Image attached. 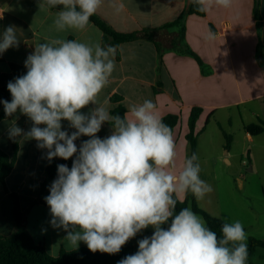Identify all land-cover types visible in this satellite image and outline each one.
Returning <instances> with one entry per match:
<instances>
[{
	"label": "clouds",
	"instance_id": "1",
	"mask_svg": "<svg viewBox=\"0 0 264 264\" xmlns=\"http://www.w3.org/2000/svg\"><path fill=\"white\" fill-rule=\"evenodd\" d=\"M195 2L201 12L232 7V0ZM101 5L102 0H42L39 8L62 6L52 28L66 32L85 30ZM18 44L15 26H8L0 39V54ZM116 55L117 46L99 41L40 43L25 60L26 74L8 83L11 101H0L7 116L19 111L33 124L24 133L13 122L10 138L24 135L36 140L38 148L47 149L49 161L75 156L70 169L57 166V178L44 198L51 226L67 233L70 246L83 241L91 252L107 254L119 253L151 226L153 234L139 240L138 251L118 264H247V234L240 221L222 223L218 235L191 207L175 212L176 193L190 191L199 200L212 187L200 178L196 153L185 159L179 175L170 171L176 143L156 104L146 99L130 106L123 117L98 105L116 68ZM90 104L97 106L83 113ZM62 121L75 131L62 130ZM105 123L113 131L101 139L97 133ZM81 136L89 139L77 147Z\"/></svg>",
	"mask_w": 264,
	"mask_h": 264
},
{
	"label": "crops",
	"instance_id": "2",
	"mask_svg": "<svg viewBox=\"0 0 264 264\" xmlns=\"http://www.w3.org/2000/svg\"><path fill=\"white\" fill-rule=\"evenodd\" d=\"M188 1L102 0L95 14L116 32L130 34L143 29H159L172 23L188 10ZM40 2L0 0V39L8 26H15L19 40L18 46L0 54V101H11L7 85L26 74L25 60L34 52L36 45L53 39H76L86 43L99 41L104 44L102 31L92 22L83 31H55L52 24L59 9L48 6L41 9ZM120 4L124 7L117 11L116 6ZM255 6L256 0H232L231 8L214 6L205 12L204 17H186V43L202 60L203 68L192 56L179 55L173 50L165 51L160 62L156 46L149 40L117 46L116 68L108 85L99 94L97 103L111 113L117 106L111 98L119 95L128 112L130 106L150 99L156 104L161 118L177 115L179 121L173 130L175 166L170 169L175 175H179L187 158L189 119L194 108L202 109L195 128L200 166L206 162L208 172L216 174L217 163L225 161L232 164L235 159L245 164L246 156L252 159L255 171L254 159L259 157L256 150L264 148L260 144L256 147V140H262L264 133L252 136L244 130L245 125L264 122V0H259L260 19L255 17ZM96 106L90 104L81 111L89 114ZM0 116H3L0 120V150L12 155L13 142L18 144L17 160L6 183L10 192L19 195L27 232L37 245L44 247L52 256H58L61 250L88 248L83 241L76 248L70 246L65 239L67 233L50 224V209L44 198L49 195L50 185L57 176L42 193L48 165L47 149L38 148L37 141L27 136H9L13 122L27 133L33 126L32 121L19 111L7 116L3 103H0ZM234 118L238 119L244 132L241 149L240 139L234 133L229 134L227 129ZM62 130L69 134L75 131L68 121H62ZM112 131V126L105 123L97 136L103 139ZM219 134L222 141L217 140ZM83 141V136L78 138L75 141L77 147ZM209 145L210 150L205 151ZM205 157L209 160L206 161ZM74 159L75 156L70 158V162H65L57 157L56 161L70 169ZM240 188L244 189L242 184ZM175 195L180 201L186 199V193ZM197 202L208 212L201 199ZM248 208L250 214L255 212L252 207ZM153 231L150 226L127 243L132 244L137 252L138 241ZM15 233L14 203L0 186V235L10 237ZM258 254L259 251L256 256Z\"/></svg>",
	"mask_w": 264,
	"mask_h": 264
},
{
	"label": "trees",
	"instance_id": "3",
	"mask_svg": "<svg viewBox=\"0 0 264 264\" xmlns=\"http://www.w3.org/2000/svg\"><path fill=\"white\" fill-rule=\"evenodd\" d=\"M50 8L61 10L62 6ZM197 8L198 5L195 0H193L188 10L183 12V14L172 23H169L159 29H143L130 34L116 32L107 22L102 20L96 14L90 18V22L102 31L104 35V46H118L123 43H130L138 40H149L156 46L160 62L165 51L173 50L179 55L192 56L203 68L204 64L202 60L186 43V17L189 15H197L201 17L205 16V12L198 11ZM258 10L259 0H256V19H260ZM122 100L123 98L119 95H115L111 98V101L114 104H117L111 112L112 115H121L123 117L126 113V109L122 105ZM201 113V108H194L190 115V131L187 135V158H190L193 153L197 154L198 135L195 132V128L196 122ZM2 118L3 116H0V120H2ZM162 120L172 129L173 132L175 126L178 124L179 117L177 115H166L162 118ZM244 130L252 136H258L264 133V122L245 125ZM83 139L85 141L89 139V137L83 136ZM227 147H229V144ZM13 148L14 152L12 155H8L4 151L0 150V186L13 200L14 216L16 221V233L13 236L6 237L0 235V264H118V261L122 260L126 256L136 253L134 246L126 243L117 254H107L98 251L93 253L88 248H79L73 251L61 250L58 256H52L45 250L44 247L37 245L24 226V213L21 210L19 195L14 192H10L6 183V180L13 171L17 160L18 144L16 142H13ZM65 162H70V159ZM58 165L59 163L56 161V158H53L51 161L48 160L46 178L41 186L42 193L48 189L50 182L57 176ZM185 207H191L195 213L203 217L207 226L211 230L220 235L222 223L225 221L215 218L204 211L198 205L197 199L190 191L186 193V199L184 201H180L177 198L175 212L178 213ZM168 226V224H165L162 227L166 229ZM153 232H151L147 237H150ZM246 243L248 245V263L254 259L259 249L264 250V240L256 237H250Z\"/></svg>",
	"mask_w": 264,
	"mask_h": 264
},
{
	"label": "rangeland",
	"instance_id": "4",
	"mask_svg": "<svg viewBox=\"0 0 264 264\" xmlns=\"http://www.w3.org/2000/svg\"><path fill=\"white\" fill-rule=\"evenodd\" d=\"M229 134H235L240 139V149L244 142L242 141L244 132L240 128L238 119L234 118L230 127H227ZM218 141H222L219 134ZM218 143V142H217ZM256 147L264 146V138L256 140ZM211 147L205 148L209 151ZM257 149L259 157L253 158L255 162V171H253L252 159L245 156V164L233 159L232 164L225 161L217 163L216 174L209 173L205 165L202 164L200 178L206 181L212 187V191L205 195L201 202L208 210L209 215L224 220L225 222L240 221L247 234V241L250 237H256L264 240V148ZM224 151L223 154H225ZM221 156V155H220ZM223 157V156H222ZM205 160L209 158L205 157ZM244 189L241 190L240 185ZM255 211L257 216L250 214V209ZM262 236V237H258ZM246 241V242H247ZM258 254L252 263L264 264V250H258ZM262 255V257H259Z\"/></svg>",
	"mask_w": 264,
	"mask_h": 264
},
{
	"label": "water",
	"instance_id": "5",
	"mask_svg": "<svg viewBox=\"0 0 264 264\" xmlns=\"http://www.w3.org/2000/svg\"><path fill=\"white\" fill-rule=\"evenodd\" d=\"M193 0H189L188 1V7L190 6V4L192 3Z\"/></svg>",
	"mask_w": 264,
	"mask_h": 264
}]
</instances>
